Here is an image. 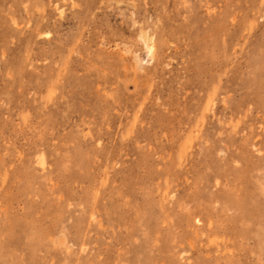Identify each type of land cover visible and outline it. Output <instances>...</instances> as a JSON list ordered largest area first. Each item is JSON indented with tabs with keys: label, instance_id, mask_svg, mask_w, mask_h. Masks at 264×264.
<instances>
[{
	"label": "rangeland",
	"instance_id": "obj_1",
	"mask_svg": "<svg viewBox=\"0 0 264 264\" xmlns=\"http://www.w3.org/2000/svg\"><path fill=\"white\" fill-rule=\"evenodd\" d=\"M0 264H264V0H0Z\"/></svg>",
	"mask_w": 264,
	"mask_h": 264
},
{
	"label": "bare ground",
	"instance_id": "obj_2",
	"mask_svg": "<svg viewBox=\"0 0 264 264\" xmlns=\"http://www.w3.org/2000/svg\"><path fill=\"white\" fill-rule=\"evenodd\" d=\"M42 161V160H41Z\"/></svg>",
	"mask_w": 264,
	"mask_h": 264
}]
</instances>
